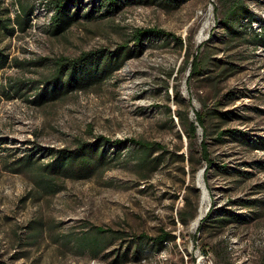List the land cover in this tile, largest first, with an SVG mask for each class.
I'll use <instances>...</instances> for the list:
<instances>
[{
  "label": "rangeland",
  "instance_id": "obj_1",
  "mask_svg": "<svg viewBox=\"0 0 264 264\" xmlns=\"http://www.w3.org/2000/svg\"><path fill=\"white\" fill-rule=\"evenodd\" d=\"M236 1L184 0L175 7L171 0H139L109 16H80L62 34L51 35L50 0H5L12 17L18 2L35 8L30 28L0 44L12 58L0 71V264H117L116 255L127 248L128 260L118 264H264V145L228 136L218 141L214 132L235 128L264 143V42L232 39L218 25ZM241 1L252 14L248 33L264 35V0ZM139 27L172 32L183 46L148 38L146 50L102 84L42 105L30 101L55 60L113 48ZM199 50L209 55L208 70L190 76ZM197 111L210 129L211 157L228 166V172L211 169L209 179L200 159L202 129L197 127L198 160L191 170L190 145L177 114L197 125ZM97 135L159 142L168 152L154 171L138 164L139 153L124 150L118 162L89 179L41 172L50 149ZM30 153L37 166L8 170ZM193 203L195 215L184 225L179 211L188 212ZM227 210L242 220L210 222ZM209 211L212 216L201 223ZM96 226L122 231L123 238L95 255L80 237ZM161 232L174 236L161 250L138 239Z\"/></svg>",
  "mask_w": 264,
  "mask_h": 264
},
{
  "label": "trees",
  "instance_id": "obj_2",
  "mask_svg": "<svg viewBox=\"0 0 264 264\" xmlns=\"http://www.w3.org/2000/svg\"><path fill=\"white\" fill-rule=\"evenodd\" d=\"M139 0H50L53 7L51 14V22L49 32L51 35H60L68 30L80 16L86 19L95 17H105L119 12L126 4ZM177 7L184 0H171ZM5 0H0V44L5 38L14 36L17 32H25L31 26V18L34 14V6L27 3L18 2L19 12L14 15L10 14V8L5 4ZM252 14L241 0L233 3L224 13V16L218 21L227 30V34L232 39L241 37L252 44L264 42V35L255 32L253 35L248 33V29L252 28ZM246 19V24L243 22ZM152 37H162L166 41H175L183 46L182 40L176 37L172 32L165 31L156 27H139L136 28L130 37L122 43L117 44L113 48L101 47L89 51L81 52L74 58L60 57L53 63L52 71L39 82L41 86L37 88L32 95L30 101L35 105H42L47 102L64 98L69 93L80 90H89L92 87L102 84L105 80L121 69L126 61L140 56L147 48V39ZM262 38V40L260 39ZM205 42L202 44L204 45ZM201 45V46H202ZM186 64H188L189 56ZM209 55L205 51L199 50L193 55L191 60V75L200 76L208 70ZM12 58L8 52V46L0 45V71L6 68ZM16 64V60H14ZM33 64H41L42 61H33ZM176 102L178 98L175 92ZM180 122L186 133L190 145V153H188L187 162L191 170L195 169L198 159H195L193 153V143L196 139L197 127L202 129V139L199 144L200 159L206 164L205 177L209 179V171L211 169H220L228 172V166L225 163L217 162L210 155L209 143L207 136L210 129L206 124V116L201 112H196L197 125L194 122L185 121L180 113H177ZM220 116H230L226 113L217 112ZM215 139L223 140L224 136L251 144L252 147L263 146V141L254 140L246 133L235 128L217 129ZM212 134V133H211ZM0 139V144L2 143ZM126 150H134L139 153L137 162L140 166H149L151 171L156 170L163 162L165 154L168 152L166 147L159 142H152L141 138H123L110 139L104 135H97L89 141L78 140L73 147H61L50 149L44 156L50 159L46 163H40L41 172L51 178H69L75 180L89 179L98 172L108 168L111 164H115L120 160ZM156 153V154H155ZM126 154V153H125ZM33 154H26L18 157L13 162V167L8 170L14 173H20L32 166H37L38 158H34ZM185 161L184 155H176ZM244 173H248L243 171ZM50 192L57 189L51 188ZM196 211V203H193L189 211H179V220L186 225L191 218L194 217ZM212 211V209H211ZM209 211L201 220V223L212 216ZM228 216V217H226ZM237 214L232 211H224L217 214L210 220L212 223H218L220 226L226 225L232 221H241ZM200 228L202 225L199 226ZM218 227V226H217ZM122 231L103 228L96 226L92 229V233H83L80 240L86 241L90 250L95 255H99L102 251L114 244L118 240H122ZM173 238L168 232H161L155 236L141 234L138 239L149 240L151 246L156 245L157 250H161L164 242ZM121 258V259H120ZM129 258V248L117 254L115 261L119 263L127 261Z\"/></svg>",
  "mask_w": 264,
  "mask_h": 264
},
{
  "label": "bare ground",
  "instance_id": "obj_3",
  "mask_svg": "<svg viewBox=\"0 0 264 264\" xmlns=\"http://www.w3.org/2000/svg\"><path fill=\"white\" fill-rule=\"evenodd\" d=\"M16 10H18V12H19V7H18V5H16L15 8H14V11H16ZM18 12H16V13H18ZM16 13H15V14H16ZM205 198H206V196H205V194H204V195H203V199H205Z\"/></svg>",
  "mask_w": 264,
  "mask_h": 264
}]
</instances>
